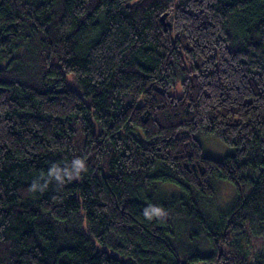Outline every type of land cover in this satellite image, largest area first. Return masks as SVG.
<instances>
[{
    "label": "trees",
    "instance_id": "trees-1",
    "mask_svg": "<svg viewBox=\"0 0 264 264\" xmlns=\"http://www.w3.org/2000/svg\"><path fill=\"white\" fill-rule=\"evenodd\" d=\"M0 264H264V0H0Z\"/></svg>",
    "mask_w": 264,
    "mask_h": 264
},
{
    "label": "rangeland",
    "instance_id": "rangeland-1",
    "mask_svg": "<svg viewBox=\"0 0 264 264\" xmlns=\"http://www.w3.org/2000/svg\"><path fill=\"white\" fill-rule=\"evenodd\" d=\"M198 140L202 146V151L204 154L214 157L222 158L228 152H230V147L224 144L221 140L213 135H197ZM216 192L217 188L220 186L218 194V203L227 201L225 204H229L234 197V186L227 180L216 179L215 180ZM249 238V245L257 248H261V242L258 239ZM251 240V241H250ZM222 251V248H220Z\"/></svg>",
    "mask_w": 264,
    "mask_h": 264
}]
</instances>
